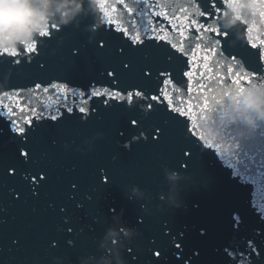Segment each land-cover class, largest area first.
<instances>
[{"label":"snow or ice","instance_id":"obj_1","mask_svg":"<svg viewBox=\"0 0 264 264\" xmlns=\"http://www.w3.org/2000/svg\"><path fill=\"white\" fill-rule=\"evenodd\" d=\"M254 3L257 10L252 12L254 18L248 20L241 11L242 0H116L111 4L99 0L103 23L95 31V36L101 37L97 48L104 49L107 41L109 54L116 52L120 59L87 77L71 74L81 56L79 48L68 54L58 72L50 71L45 59L53 41L61 36L65 40L72 29L70 25L50 24L18 48H0V82L5 79L6 70L12 69L0 91V136L7 133L15 145L22 158L17 166L36 163L35 145L41 131L55 133L69 124H87L90 117L104 111L128 118L126 130L118 133L117 150L111 157L113 166H123L122 152L133 155L152 141L158 144L166 128L174 127L182 134L183 156L189 162L205 150L212 152L231 168L234 176L251 181L255 201L256 189L264 181V166L256 168L253 161H245L241 150L253 143L257 134L243 142L233 138L236 149L228 153L209 140L201 127V121L217 106L227 101L238 103L239 96L247 90L264 88V37L252 35L258 27L257 16L259 23L264 24V0ZM229 8L237 13L246 33L243 41H236L235 34L221 24V17ZM86 22L94 20L87 17ZM237 46L247 50L250 59L229 51ZM147 53L161 55V66L147 65L137 70L136 57ZM134 73L135 80L131 78ZM158 117H163V124H159ZM261 155L264 157V153ZM178 164L185 170L189 167L182 161ZM8 171L15 172V168ZM21 176L35 198L45 191L50 180L49 171L42 167L30 168ZM96 181L91 193L84 197L93 206L116 178L110 168L101 166ZM77 188L76 183L71 184V189ZM67 195L73 202L72 209L59 208L62 223L57 231L74 234L83 219L77 213L85 209V203L76 199L74 192ZM250 207L264 224V206L252 203ZM111 210L104 220L121 211ZM242 226V217L233 213L234 233H239ZM164 235L169 237L170 248L176 250V260H181L184 233H174L166 221ZM65 243L76 248L72 238ZM58 245V239L51 240L50 247ZM222 253L225 264H264V228L254 229L248 238L238 239L233 234L222 246ZM153 255L161 257V251H154ZM184 264L190 262L186 260Z\"/></svg>","mask_w":264,"mask_h":264},{"label":"water","instance_id":"obj_2","mask_svg":"<svg viewBox=\"0 0 264 264\" xmlns=\"http://www.w3.org/2000/svg\"><path fill=\"white\" fill-rule=\"evenodd\" d=\"M246 2L248 0H242L243 4ZM241 11L246 19L254 18L252 12L244 7ZM233 19L236 23H232ZM256 20L258 27L252 35L264 37V24L259 23L258 16ZM221 24L235 34L236 41L246 38L233 9L226 10ZM229 51L250 59L247 50L239 46ZM249 90L264 94V88ZM238 107L239 102L233 101L217 106L201 121V127L209 140L228 153L236 149L233 138L243 142L257 134L254 142L242 146L241 151L245 161L251 160L254 167L260 168L264 166V157L261 155L264 153V129H261L264 119L257 118V114L252 112L254 123L248 124L234 111ZM209 130L211 136L208 135ZM184 148L179 129L166 128L165 136L156 144L114 207L117 212L121 208L125 209L123 217L115 215L105 220L73 264H102L103 259H111L112 264H117L118 259H123L125 264H184L186 260L190 264H225L222 246L230 236L235 234L238 239L248 238L254 229L264 228L250 207L252 203L264 206V181L257 187L253 201L251 181L234 176L231 168L221 163L210 151L201 152L198 159L194 157L189 162L183 156ZM179 161L189 164L187 170L179 167ZM172 172L180 173L179 178H170ZM137 186L140 191L134 194L132 189ZM142 204L145 205L144 209ZM177 205L182 207L178 208ZM233 213H238L243 219L239 233H234L232 227ZM121 220L125 226L135 227L139 233L131 241L121 234L125 244L131 242L128 245L131 251L119 245L113 246L108 238L109 229L118 227ZM166 221L174 233H184L180 241L183 250L181 260H176V250L167 243L169 237L164 235ZM201 229L204 230L203 235ZM165 248L168 250L163 251ZM158 250L161 251V257L153 255Z\"/></svg>","mask_w":264,"mask_h":264},{"label":"clouds","instance_id":"obj_3","mask_svg":"<svg viewBox=\"0 0 264 264\" xmlns=\"http://www.w3.org/2000/svg\"><path fill=\"white\" fill-rule=\"evenodd\" d=\"M66 2L75 5V8L71 10L75 12L81 7L82 0H66ZM90 2L94 3L96 10L101 13L99 0H90ZM47 7V0H0V48H4L5 46L18 48L22 43L18 45L17 42L23 41L25 43L32 40L40 31L50 25L48 23L50 14L46 11ZM243 7L250 12L257 10L254 0H248V2L243 4ZM67 16L68 13H62L61 22L55 25L62 26V24L68 23ZM232 23H236V20L233 19ZM91 30L96 31L97 27L93 25ZM0 90H3V88H0ZM234 111L238 114L239 118L248 124L254 123L251 115L252 112L257 114V118L264 119V94L247 90L239 96V107ZM103 135V133H97L93 137L92 147L89 151L94 150L95 141L102 138ZM208 135L211 136L210 130ZM65 147L67 148V145ZM179 176L180 173L178 172L170 173V178H179ZM132 191L135 194L140 190L137 186ZM141 207L144 209L145 205L142 204ZM177 207L182 206L177 205ZM110 211L112 210L110 209ZM124 213L125 209L121 208L120 213L116 215L123 217ZM121 234L131 241V238L137 236L139 233L135 227L125 226L122 220L118 227L109 229L108 238L111 239L113 246L119 245L121 248L128 250V245L131 242L125 244L121 239ZM109 252H111V249H109ZM102 264H112V261L111 259H103ZM117 264H125V261L118 259Z\"/></svg>","mask_w":264,"mask_h":264}]
</instances>
